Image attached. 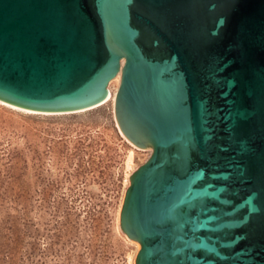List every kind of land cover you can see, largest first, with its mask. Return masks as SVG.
Wrapping results in <instances>:
<instances>
[{"label": "water", "instance_id": "obj_1", "mask_svg": "<svg viewBox=\"0 0 264 264\" xmlns=\"http://www.w3.org/2000/svg\"><path fill=\"white\" fill-rule=\"evenodd\" d=\"M113 101L149 158L119 214L135 264H264V0H0V101Z\"/></svg>", "mask_w": 264, "mask_h": 264}, {"label": "rangeland", "instance_id": "obj_2", "mask_svg": "<svg viewBox=\"0 0 264 264\" xmlns=\"http://www.w3.org/2000/svg\"><path fill=\"white\" fill-rule=\"evenodd\" d=\"M150 154L126 142L111 101L51 116L0 105V264H135L119 214Z\"/></svg>", "mask_w": 264, "mask_h": 264}, {"label": "bare ground", "instance_id": "obj_3", "mask_svg": "<svg viewBox=\"0 0 264 264\" xmlns=\"http://www.w3.org/2000/svg\"><path fill=\"white\" fill-rule=\"evenodd\" d=\"M115 81L119 82L120 80V74H118L115 78H114ZM114 96H115V92H111L110 88H108V97H107V101H111L113 103L114 101ZM105 102V103H106ZM0 105H3L5 107H8L12 110H16V111H19V112H23V113H26V114H31V115H62V114H69V113H40V112H33V111H29V110H25V109H21V108H17V107H14V106H11V105H8L6 103H3L0 101ZM102 106V105H101ZM91 110V109H89ZM84 111H87V110H84ZM84 111H79V112H84ZM75 113H78V112H75ZM123 136V135H122ZM124 137V136H123ZM126 142H128V144H130L135 150H138V148H136L133 144H131L126 138H125Z\"/></svg>", "mask_w": 264, "mask_h": 264}]
</instances>
